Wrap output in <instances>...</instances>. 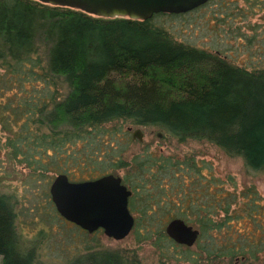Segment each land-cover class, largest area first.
<instances>
[{
	"label": "trees",
	"instance_id": "16d2710c",
	"mask_svg": "<svg viewBox=\"0 0 264 264\" xmlns=\"http://www.w3.org/2000/svg\"><path fill=\"white\" fill-rule=\"evenodd\" d=\"M178 14L109 18L38 0H0V81L11 86L8 99L18 98L6 100L0 91L5 148L33 180L75 170L89 177L123 170L134 191L144 188V207L137 210L132 230L160 248L166 243L185 246L165 233L171 218L189 223L196 215L197 239L219 222L212 218L214 204L210 210L194 204L202 194L192 190L195 181L177 179L175 214L164 217L153 211L160 201L145 189L158 177L151 168L157 160H162V171L182 163L147 153L126 157L128 126L152 127L181 143L209 141L227 155L241 157L247 169L264 172V66L234 63L217 51L177 41L158 17ZM15 86L18 93H13ZM253 200L249 206L257 204ZM231 202L223 208L227 218ZM14 206L10 195L0 193V264H30L31 250L19 249ZM156 220L162 223L154 230ZM234 241L224 256L242 259L247 250L256 257L258 248H237ZM211 251L206 248L207 257ZM73 264L138 261L111 249L89 251Z\"/></svg>",
	"mask_w": 264,
	"mask_h": 264
},
{
	"label": "rangeland",
	"instance_id": "374dc122",
	"mask_svg": "<svg viewBox=\"0 0 264 264\" xmlns=\"http://www.w3.org/2000/svg\"><path fill=\"white\" fill-rule=\"evenodd\" d=\"M158 21L177 41L217 51L234 63L264 66V0H209L187 14L162 15ZM61 89L65 93V89ZM11 90V86L0 81L4 98L16 102L17 97L13 100L7 97ZM18 90L15 86L13 93ZM139 127L143 139H133L132 130L128 132L129 145L123 150L126 157L150 154L182 163V167L173 171H162L155 163L151 169L152 173L156 172L157 180L152 184L147 182L145 189L157 193L162 201L170 198L171 206H175L179 205L176 203L177 179L183 184V181H196L192 190L202 194H198L194 204H204L208 209L209 204H214L212 218L219 226L206 229L196 241L199 245L195 242L189 249L185 246L173 248L168 243L160 248L152 243L151 237L138 238L133 230L121 240L110 238L102 231L86 232L65 220L51 202L48 189L57 173L52 178L45 175L40 179H29L28 169L5 148L7 131L0 121V193L10 195L15 205L19 249L31 250L30 264H73L89 251L111 249L120 250L130 259L135 256L138 264H264V172L247 169L241 157L227 155L209 141L189 139L181 143L163 133L159 137L158 130L152 127ZM135 128L137 126L132 127ZM185 159L188 161L183 164ZM114 173L122 174L123 170ZM68 175L75 180L87 177L89 173L81 174L75 170ZM252 196L257 204L249 206ZM231 200L229 213L232 215L227 218L223 208L225 202ZM195 216H191L193 219L189 223L199 228V224L193 222ZM160 223L162 220L154 221L152 228L155 230ZM232 240H236L233 244L237 248H258L256 257L251 258L247 250L242 259L224 256L222 252ZM206 248L213 250L209 257Z\"/></svg>",
	"mask_w": 264,
	"mask_h": 264
},
{
	"label": "water",
	"instance_id": "95a60500",
	"mask_svg": "<svg viewBox=\"0 0 264 264\" xmlns=\"http://www.w3.org/2000/svg\"><path fill=\"white\" fill-rule=\"evenodd\" d=\"M51 5L70 7L98 17H128L141 19L158 12L180 13L200 6L209 0H38ZM134 139H142L141 128L132 129ZM162 132H157L160 137ZM168 135V134H166ZM51 202L65 219L87 232L102 228L103 233L115 240L129 235L134 217L128 210L131 190L121 183L120 176L103 174L94 179L70 180L67 173H57L49 185ZM165 233L173 242L192 246L200 230L180 217L169 219Z\"/></svg>",
	"mask_w": 264,
	"mask_h": 264
},
{
	"label": "flooded vegetation",
	"instance_id": "af4514ba",
	"mask_svg": "<svg viewBox=\"0 0 264 264\" xmlns=\"http://www.w3.org/2000/svg\"><path fill=\"white\" fill-rule=\"evenodd\" d=\"M127 131H131V130H127ZM131 133V132H130ZM131 136H132V133H131ZM166 136H169V135H166ZM133 138V137H132ZM134 139V138H133ZM142 139H143V136H142ZM142 139H140V140H142ZM138 140V139H137ZM156 164L157 165H159V162L157 161L156 162ZM157 168V167H156ZM158 169V168H157ZM170 170H173V168H170ZM120 171H122V170H120ZM158 171H160V169H158ZM108 173H112V174H114L115 176H120V178H121V183H123L125 186H126V188H128L129 190H131V194H130V196L128 197V204H127V207H128V210H130V212H131V214H133V217H134V219H135V216L138 214L137 213V210L139 211V210H141L142 209V207H144V205L142 204L141 205V203L142 202H144V199L143 198H141V194H142V191H144V188H142L141 189V187H135L136 189H135V191H134V189L132 188V186H131V184L129 185L125 180H124V178H123V173L122 174H120V173H114V172H111V171H108L107 173H105V174H108ZM156 173V172H155ZM154 173V174H155ZM68 175V174H67ZM101 175H103V174H101ZM98 176H100V175H97V177ZM97 177H89V175L86 177V179H94V178H97ZM68 178L70 179V180H73V179H71L70 177H69V175H68ZM75 180H82V179H75ZM153 182V181H152ZM185 183V182H184ZM195 183H196V181H195ZM154 186V185H153ZM156 189V187L154 186V189L153 190H155ZM134 192H136L133 196H131ZM157 193H153L152 194V197H158V199L157 200H159L160 202H159V204H154L153 206H154V208H153V211L155 210V213H159V214H163V215H165V214H175L176 212H177V207L176 206H171L172 205V203H170V198L168 199V198H166L165 199V201H162V199L159 197V196H157L156 195ZM177 194H178V192H177ZM170 206H171V208H170ZM163 209V210H162ZM145 210V209H144ZM148 212L146 213V214H149V210H147ZM143 213H145V212H143ZM135 223V222H134ZM166 224V223H165ZM165 227V226H164ZM196 228V227H195ZM99 231H102L103 232V230H102V228H99V229H97V230H95V231H93V232H99Z\"/></svg>",
	"mask_w": 264,
	"mask_h": 264
},
{
	"label": "bare ground",
	"instance_id": "6f19581e",
	"mask_svg": "<svg viewBox=\"0 0 264 264\" xmlns=\"http://www.w3.org/2000/svg\"><path fill=\"white\" fill-rule=\"evenodd\" d=\"M92 233V232H91Z\"/></svg>",
	"mask_w": 264,
	"mask_h": 264
}]
</instances>
